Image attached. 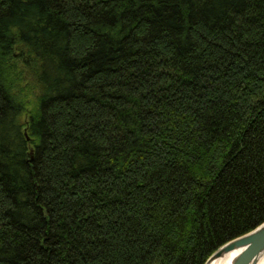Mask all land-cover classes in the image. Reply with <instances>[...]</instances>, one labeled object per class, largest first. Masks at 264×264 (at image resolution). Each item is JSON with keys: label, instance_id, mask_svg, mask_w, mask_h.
<instances>
[{"label": "trees", "instance_id": "1", "mask_svg": "<svg viewBox=\"0 0 264 264\" xmlns=\"http://www.w3.org/2000/svg\"><path fill=\"white\" fill-rule=\"evenodd\" d=\"M264 221V0H0V264H203Z\"/></svg>", "mask_w": 264, "mask_h": 264}, {"label": "water", "instance_id": "2", "mask_svg": "<svg viewBox=\"0 0 264 264\" xmlns=\"http://www.w3.org/2000/svg\"><path fill=\"white\" fill-rule=\"evenodd\" d=\"M230 251H238L232 264H256L264 254V221L250 231L221 244L203 264Z\"/></svg>", "mask_w": 264, "mask_h": 264}, {"label": "bare ground", "instance_id": "3", "mask_svg": "<svg viewBox=\"0 0 264 264\" xmlns=\"http://www.w3.org/2000/svg\"><path fill=\"white\" fill-rule=\"evenodd\" d=\"M238 251L227 252L220 257H217L207 264H232ZM256 264H264V254L259 258Z\"/></svg>", "mask_w": 264, "mask_h": 264}]
</instances>
